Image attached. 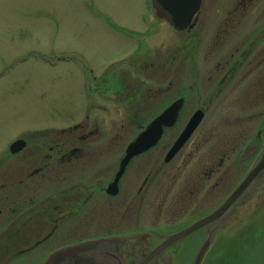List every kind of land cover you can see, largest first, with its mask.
Wrapping results in <instances>:
<instances>
[{
	"label": "flooded vegetation",
	"instance_id": "flooded-vegetation-1",
	"mask_svg": "<svg viewBox=\"0 0 264 264\" xmlns=\"http://www.w3.org/2000/svg\"><path fill=\"white\" fill-rule=\"evenodd\" d=\"M148 7L152 12L142 16L141 31H117L110 22L131 39L119 47L122 58L103 63L98 74L84 64L79 119L33 134V140L20 135L25 146H9L0 157V264H35L62 246L114 236L130 237L123 253L131 264L217 209L259 156L264 0H200L181 28L165 8L152 0ZM159 19L170 35L152 46L142 36ZM173 103L175 121L122 168L129 143ZM194 117L198 121L171 154ZM262 186L264 180L246 190L221 221L180 240L200 232L203 243L215 228L211 244L216 243ZM169 248L161 261L173 257Z\"/></svg>",
	"mask_w": 264,
	"mask_h": 264
},
{
	"label": "rangeland",
	"instance_id": "rangeland-1",
	"mask_svg": "<svg viewBox=\"0 0 264 264\" xmlns=\"http://www.w3.org/2000/svg\"><path fill=\"white\" fill-rule=\"evenodd\" d=\"M149 1L0 0V157L20 135L33 140L79 119L84 64L98 74L103 63L122 58L119 47L131 39L117 31L143 30L142 16L152 12ZM156 24L142 36L152 46L170 35L164 21ZM92 114L101 116L95 109ZM202 236L196 232L177 241L169 248L172 260L164 261L192 264ZM202 264H264L263 186L235 212Z\"/></svg>",
	"mask_w": 264,
	"mask_h": 264
},
{
	"label": "water",
	"instance_id": "water-1",
	"mask_svg": "<svg viewBox=\"0 0 264 264\" xmlns=\"http://www.w3.org/2000/svg\"><path fill=\"white\" fill-rule=\"evenodd\" d=\"M153 3L157 8L162 7L168 10L172 15L171 19L173 25L176 28H181L189 22L193 13L199 7L200 0H153ZM177 113V104L173 103L169 108L155 117L145 129L130 142L126 149V154L122 159L121 167L123 168L133 155L154 145L161 137L163 126L171 125L175 121ZM198 119V117L192 119L188 129L181 134L173 145L171 154L183 144ZM24 144V139H17L11 144L10 148L12 151H16L22 148ZM263 180L264 147L239 185L217 209L182 230L167 235L157 245L149 251L144 252L138 260L131 264H166L159 258L165 250L199 227L211 224L216 220L221 221L246 190H251ZM214 232L215 228L211 230L208 237L200 245L192 264L202 263L205 253L213 240ZM129 242L130 237L126 236L91 239L62 246L52 251L43 261L36 264H129L123 253L124 245Z\"/></svg>",
	"mask_w": 264,
	"mask_h": 264
},
{
	"label": "trees",
	"instance_id": "trees-1",
	"mask_svg": "<svg viewBox=\"0 0 264 264\" xmlns=\"http://www.w3.org/2000/svg\"><path fill=\"white\" fill-rule=\"evenodd\" d=\"M224 248H225V250H227V249H228V248H226V247H224ZM237 254H238V253H236V252H235V254H234V255L237 257V256H238Z\"/></svg>",
	"mask_w": 264,
	"mask_h": 264
}]
</instances>
